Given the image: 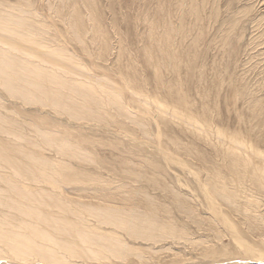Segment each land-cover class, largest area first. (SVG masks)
<instances>
[{
	"label": "rangeland",
	"instance_id": "374dc122",
	"mask_svg": "<svg viewBox=\"0 0 264 264\" xmlns=\"http://www.w3.org/2000/svg\"><path fill=\"white\" fill-rule=\"evenodd\" d=\"M0 18L24 60L4 73L23 96L0 79L1 153L42 174L0 161V231L50 253L0 242V264H264V0H0Z\"/></svg>",
	"mask_w": 264,
	"mask_h": 264
},
{
	"label": "bare ground",
	"instance_id": "6f19581e",
	"mask_svg": "<svg viewBox=\"0 0 264 264\" xmlns=\"http://www.w3.org/2000/svg\"><path fill=\"white\" fill-rule=\"evenodd\" d=\"M0 19H2V18H0ZM2 31V30H1ZM11 33L13 34V36L14 37H16V36H18L19 38H20V40L21 39H24V34H23V32H21V31H11ZM34 36V35H33ZM3 37V36H2ZM28 37V36H27ZM32 36H30V38H31ZM29 38V37H28ZM1 39V38H0ZM8 39H10V38H8ZM7 38L5 39L7 42V45H6V47H5V49L3 48V47H0V79H1V81H2V83H3V85H4V87L9 91V93L11 94V93H13V92H15V93H17V94H19L20 96L22 95V93L21 92H19V91H17L16 89H15V87H14V85L11 83V81L7 78V77H5V72H7V71H12V70H17L18 68H20V69H24V67H23V65H24V60H19V58L16 56L17 54L16 53H14L13 51H14V49L16 50V47H18V52H20V49H19V46L16 44V43H14L15 41H9ZM32 39V38H31ZM34 41H35V39H34ZM16 42H18V41H16ZM36 43V42H35ZM15 44H16V47L14 48V46H15ZM21 46V45H20ZM10 48V52H8V50L7 49H9ZM12 48H14L13 49V51H12ZM24 48V47H23ZM7 50V51H6ZM12 52L15 54V56H14V54H12ZM41 58V57H40ZM40 60V59H39ZM39 62V61H38ZM58 62V61H57ZM55 63V62H54ZM61 64V66H62V63H60ZM57 65H59V63L57 64ZM60 66V65H59ZM66 66V65H65ZM36 67V72H38V71H40V73H41V71L42 72H44V74H45V76H43V77H46V79L51 83V84H59L60 85V81L62 82V84H63V86H66V88H72L74 91H86V92H88L89 94H92V95H94V96H98L97 95V89L95 90V88L93 87L94 85L91 83V82H88L87 81V83H84V82H82V81H78V80H71L70 82L71 83H69V81L67 82L66 80H64V79H62V78H59V76L57 75V73L56 72H54V71H51V69L50 68H48L47 67V69L46 68H37V67H40V66H35ZM34 67V68H35ZM42 67H43V65H42ZM69 67V66H68ZM44 69V70H43ZM49 69V70H48ZM35 71V70H34ZM72 71V70H71ZM35 72V73H36ZM73 72V71H72ZM76 72V71H75ZM42 74V73H41ZM44 74H42V75H44ZM77 74V73H76ZM76 74H74V75H76ZM80 75H83L84 76V74L83 73H79ZM36 75H38V73H36ZM41 76V75H40ZM79 78V77H78ZM82 78V77H81ZM83 80V79H82ZM86 80H88V79H86ZM93 81H95V80H93ZM89 83V84H88ZM109 84V83H108ZM105 85H107V83L105 84ZM107 87V86H106ZM109 87V86H108ZM114 88V87H113ZM111 90H109V92L108 93H106L105 92V90H103V92L106 94V99L109 101V103H112L113 105H116V106H119V100L117 99L118 98V94L116 95V93H114V95H112V94H109V93H112V92H110ZM121 92V91H120ZM13 95H15V94H13ZM117 97H116V96ZM16 96H18V95H16ZM19 96V97H20ZM23 96V95H22ZM48 100V99H47ZM127 101V100H126ZM147 101V100H146ZM100 103H102V102H100ZM151 104V103H150ZM69 107V106H68ZM115 107V106H114ZM158 109L160 108V107H157ZM158 109H157V111H158ZM131 110V109H130ZM169 111V110H168ZM160 112V111H159ZM170 112V111H169ZM162 113H163V111H162ZM165 114V113H164ZM160 115V114H159ZM173 117H175V119H182L186 124H189L190 125V127H192L193 129H195V130H197V128H196V126L191 122V121H189L188 119H186L185 117H180V116H173ZM202 130V129H201ZM204 130V129H203ZM205 131V130H204ZM247 146V145H246ZM3 147V146H2ZM235 147V146H234ZM238 148V147H237ZM240 148V147H239ZM243 148V147H242ZM241 148V149H242ZM1 150L2 149H0V161H1V164H3L5 167L6 166H9V168L11 169V171H12V174L14 175V177L16 178V180H14V182L17 184V181H27L28 182V184H30L29 183V181H32L33 179H36V177L37 178H40L41 176H42V174H40L41 173V171L40 170H37V171H35V168H34V170L33 169H30L31 168V163L30 164H28V162H27V164H25V166H30V167H26V171H27V173H29V174H33V171H34V173H37L36 174V177H34V175H33V177L32 176H29L28 174H26V175H24L23 177L21 176V173H20V171H22L23 169H24V163L23 162H20L19 164H14L13 162L14 161H16V159L15 160H12V159H7V158H11L10 157V155L9 156H6V155H8V153H6V155L3 153H1ZM234 149H232V151H233ZM243 150V149H242ZM256 150V149H255ZM246 151V150H245ZM2 152H3V150H2ZM7 152V151H6ZM237 152V150H235V151H233L232 153L233 154H235ZM247 152V151H246ZM254 153V152H253ZM245 154V153H244ZM24 157V156H23ZM21 158V157H20ZM28 159H29V157H28ZM242 159V158H241ZM240 159V160H241ZM261 160V159H260ZM22 161V160H21ZM29 161H30V159H29ZM19 162V161H18ZM248 161H245V163L244 164H246ZM33 163V162H32ZM33 165H34V163H33ZM38 169V168H37ZM25 171V170H24ZM30 172H32V173H30ZM245 172V171H244ZM4 173V172H3ZM2 174V173H1ZM23 174H25V172L23 173ZM44 174V173H43ZM8 175V174H7ZM7 175H4V174H2V175H0V181H2V182H5L7 185H11V184H9L12 180L11 179H9V175L7 176ZM46 175V174H45ZM46 176H48V175H46ZM14 177H12V178H14ZM243 180V179H242ZM33 182V181H32ZM21 184V183H20ZM25 183L24 182H22V185H20V186H23V187H25L26 189H28L27 188V186H25L24 185ZM27 184V183H26ZM27 184V185H28ZM35 184V183H34ZM31 185V184H30ZM5 187H6V185H5ZM14 187H17V185L16 186H14ZM12 188V187H11ZM31 188V187H30ZM4 189V188H3ZM13 189H15V188H13ZM33 189V188H32ZM31 189V190H32ZM251 189V188H250ZM16 190V189H15ZM18 190V189H17ZM24 190L25 189H23L22 190V192H24ZM214 190V189H213ZM27 191V190H26ZM28 191H30V189H28ZM27 191V192H28ZM33 191V190H32ZM26 192V193H27ZM31 192V191H30ZM33 192H35V191H33ZM214 192L216 193V195H219L222 199H227V200H230L231 199V194H229V193H224V192H226L225 191V189H223L222 190V188L220 189V188H215V190H214ZM17 193H19V190H18V192ZM26 194H24V196H25ZM29 197L31 198V200H33L34 202H37V203H47L48 201H53L54 199L50 196V195H48L46 198H43V197H39V193H38V195H37V193L36 194H34V193H32V194H29ZM219 197V198H220ZM21 200V199H20ZM18 201V200H17ZM21 203V202H20ZM49 203V202H48ZM55 203H56V206H57V204H58V207H60L59 205L61 204H59V202H57V201H55ZM24 204V203H23ZM34 204V203H33ZM16 205V204H15ZM28 205V204H27ZM35 205H37L36 203H35ZM35 205H34V209H35ZM43 205V204H42ZM46 205V204H45ZM48 206H50V205H48ZM47 206V207H48ZM51 206H53V204L51 205ZM55 206V207H56ZM17 207V206H16ZM15 207V208H16ZM22 207V206H21ZM25 207H27V210H28V206H25ZM54 207V206H53ZM24 208V207H23ZM63 208V207H62ZM30 209H33V206H31L30 207ZM40 209V208H39ZM21 210V209H20ZM66 211V210H65ZM24 212V211H23ZM25 213H26V208H25ZM30 213V212H29ZM31 213L32 214H34V215H36V216H39L40 218L42 217V218H44L46 221L47 220H52L50 217H49V214L48 215H46V213H42V212H40V213H34L33 211H31ZM30 215V214H29ZM33 215V216H34ZM31 216V215H30ZM76 216V215H75ZM32 219V218H31ZM38 219V218H37ZM41 220V219H40ZM103 220V219H102ZM143 222H145V221H143ZM143 224V223H142ZM47 227H48V225H47ZM142 228V227H141ZM159 228H161V227H159ZM144 229H145V227H144ZM162 229V228H161ZM165 230V229H164ZM58 231V230H57ZM145 232V231H144ZM172 232H174V231H172ZM167 233V232H166ZM38 234H39V232H38ZM133 234V233H132ZM135 234V233H134ZM168 234V233H167ZM166 234V235H167ZM153 235V234H152ZM165 235V234H164ZM149 236H151V235H149ZM155 236V235H154ZM45 237V236H44ZM145 237H147V235H145ZM152 237V239H154L153 238V236H151ZM33 238V237H32ZM45 238H47V237H45ZM183 238V237H182ZM30 238H27V237H22V236H17V235H15V234H9V233H7V232H5V231H0V242L1 243H3V245L8 249V251L13 255V257H15V258H18V259H22V260H26V259H28L29 257H31V256H38V257H40L41 259H45L46 261H50V253H49V251H46L45 249H41V250H39L38 248H33V243L29 240ZM147 239H148V237H147ZM35 240V239H34ZM48 247V246H47ZM73 248V247H72ZM73 250V249H72ZM76 251V250H75ZM84 254H80V257H83L84 258ZM114 256V255H113ZM39 258V259H40ZM44 260V261H45ZM52 261V260H51ZM47 263V262H46Z\"/></svg>",
	"mask_w": 264,
	"mask_h": 264
}]
</instances>
